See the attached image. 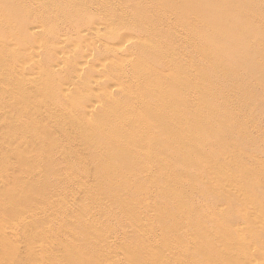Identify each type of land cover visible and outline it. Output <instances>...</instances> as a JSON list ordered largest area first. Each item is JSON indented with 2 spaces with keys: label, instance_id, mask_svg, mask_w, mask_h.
Listing matches in <instances>:
<instances>
[{
  "label": "bare ground",
  "instance_id": "bare-ground-1",
  "mask_svg": "<svg viewBox=\"0 0 264 264\" xmlns=\"http://www.w3.org/2000/svg\"><path fill=\"white\" fill-rule=\"evenodd\" d=\"M64 30L75 35L63 41ZM173 42L179 46L171 47ZM192 45L195 50L190 49ZM7 82L26 94L34 109L41 106L39 93L55 103L46 104L49 120L30 135L40 141L14 145L1 159L0 177L8 173L12 179L9 169H17L21 180L15 182L21 190L16 192L8 178L11 188L5 195L0 193V264H24L27 253L19 252L18 241H28V247L31 242L42 243L36 235L37 221H25L23 213H41L50 204L42 207L45 199L53 198L59 185V193L72 196L62 185L73 178L83 179L77 188L89 195L86 207L106 201L124 220L96 230L89 218L73 216V202L58 199L72 214L69 241L54 240L49 247H37L30 264H57L50 247H56L61 258L70 254L65 259L73 264H264V245L259 244L264 232L257 243L254 240L255 229L264 225V219L254 221V211L243 210L244 226L229 224L230 196L221 211L216 208L217 213L210 211L207 217L218 232L213 239L200 227L206 214L200 202L194 204L196 216L189 220L182 205L175 210L156 203L133 205L128 196L131 191L154 190L153 198L162 197L168 180L180 181L179 167L193 175L191 167L211 154L204 150L206 144L217 151L208 157V171L199 180L202 194H209L212 187L206 175L219 174L223 181L229 172L230 163L219 166L218 152L221 160L228 161L231 149L253 146L251 134L239 128L236 111L264 112V0H0V120L4 122L14 117L2 98L7 95ZM201 85L205 88L200 89ZM224 85L237 94L236 109L226 107ZM12 95L19 93L11 90ZM185 111H193L195 120L188 119ZM27 121L31 117L22 114L14 131L22 133ZM51 121L64 134L65 145L48 142L52 131L42 129ZM254 128L262 131L261 123ZM3 136L2 143L9 134ZM41 147L50 150L41 153ZM64 147L70 148L68 153ZM153 147L156 151L150 154ZM52 152L71 154L74 159L59 162ZM255 154L256 160L264 157L259 148ZM31 167L38 168V183L23 180ZM255 173L264 177V165L253 167L250 182ZM229 181L236 190L237 177ZM18 196L31 199L20 206ZM248 201L253 203L254 197ZM149 211H156L155 224L163 233L169 237L174 229L176 238L142 243L143 216ZM162 218L173 228L166 227ZM184 229L194 233L187 256L177 254L173 245L181 240L179 231ZM92 236V251L86 252L83 245ZM11 251L14 254L6 257Z\"/></svg>",
  "mask_w": 264,
  "mask_h": 264
},
{
  "label": "rangeland",
  "instance_id": "rangeland-1",
  "mask_svg": "<svg viewBox=\"0 0 264 264\" xmlns=\"http://www.w3.org/2000/svg\"><path fill=\"white\" fill-rule=\"evenodd\" d=\"M32 6L33 5H31V10H32ZM36 6L37 5H35V7ZM26 13H28L27 1H26V8H25L24 14L26 15ZM78 14L76 13V15L80 16V13ZM124 30L128 32L129 29H124ZM131 31H133V33H138V30L135 31V29H130L129 32ZM63 32H64V38L62 39L63 41H67L69 38H72V36L75 35V33H72L75 31L64 30ZM138 35L140 36L142 34L138 33ZM172 44L173 45H171V47L172 46L175 47V45H177L176 46L177 48L179 46L178 42H173ZM190 49L195 50L196 49L195 45H192ZM131 52H133L132 49H131ZM177 54H178V51L175 50L174 56H176ZM170 56H172L171 53H170ZM180 58H183V57L181 56ZM184 59L191 61V59L188 57H185ZM110 77L113 78L115 76L111 75ZM205 86H207V84H205ZM225 86L226 85L223 86L224 88L223 96H225L223 101L224 103L226 102V107L228 109L230 110L236 109V106H237L236 101L238 99V96L237 94L230 92L231 89L229 88L225 89ZM202 88H205V87L201 85L200 89ZM6 90H7V95H3L2 98L4 101H6L9 104L8 106H10V112L12 113L14 117H11L10 120L8 119L9 122H4L5 120L3 121L0 120V136L4 133H7L9 134L8 137L10 138L9 139L7 137V139H5L6 141L3 142L4 143L3 144L1 141L3 138H5V136L0 137V163H1V159H4V157L7 156V153H9L11 150L14 149L15 147L14 145H18L21 142L22 143L26 141L29 142L31 139L30 135L36 131V128L40 130L39 127H44V125L49 120V118L47 117V111H46V108L49 107V105H46V104L54 105L55 103L54 100L51 101V99H47L45 96L39 93L40 95L38 96L37 99H38V102L41 104V106L34 109L33 106L29 105V102L26 99V94L20 93V91L19 92L15 91L18 89L11 87L9 82H7L6 84ZM11 90L13 94L19 93V95L18 96L12 95L9 97V92ZM120 91L124 92V88L122 87ZM22 99L24 102H22ZM85 107L89 108L88 105H86ZM151 109H155V108H151ZM187 112L188 111H185L184 114L186 113L185 115L188 117V119L195 120L194 118L195 113L193 111H189L190 114L189 112L188 113ZM21 113L24 115L26 114L27 116L31 117V122H29L30 121L29 120L26 123H23L22 133H16L14 131L15 124H17L16 123L17 120H19V117L22 115ZM17 115L18 117H16ZM236 117L239 123V128L243 127L251 134L250 138L253 140V146H250L248 150H242V151L237 150V149H231L229 151L230 153L228 155L229 156L228 161L221 160L220 153L218 152L219 156L216 159L218 160L219 166L221 164L227 166L230 163L229 172L223 181H220L221 175L219 174L206 175V176H210L207 182H208V185L212 187V190L209 194H202L203 185L200 184L199 180H201V178L204 179L205 176H202L201 174L208 171V165H207L208 157H210L212 154H215L217 151L213 147H211L209 144H206L204 146V150L206 151V153H211V154L209 155L207 154V156H204L206 158L204 159V161L202 160L200 163H198L196 168L191 167V169L193 170V175H190V173H192L191 170L188 169L187 171H185L183 167H179L181 169L177 171L176 175L177 177H179L180 181L168 180L167 187L162 193L163 194L162 197L157 199V196H156L153 198L154 194L156 193V191L154 190H149L147 194H141L140 191H131L132 193L128 194V196L133 198V205H136L137 203H140V202H144L145 203L144 206L147 207V206H151L152 204L156 203V205L158 204V206L161 208L167 209V207L169 208L173 207L174 210L178 206L182 205L186 209L185 214L187 215V219L193 220L196 216V210L194 208V204L198 205V202H200L206 213V214L203 213L204 215L203 217H205V220L204 219L202 220V221H205V223L202 222L200 227H202L201 229H204V234L212 239L218 236V232L215 228L212 227L210 223H208L207 217L211 215L210 211L216 214L217 213L216 208H219L220 211L222 210V203L227 199L226 196H230L229 199L231 203V207L228 209V212L226 214L227 218H229V224L238 223V224H241V226H244L243 220H244L245 214L243 210H249V211L253 210L254 211L253 213L254 221L255 219L257 220L258 218L264 219V205L260 206V202L263 201L264 191L262 189L264 188V177H262L258 173H255L253 174V180L251 182L249 181V178L252 177L253 167L264 165V157H262L260 160L259 159L256 160L254 158L257 155L255 154L256 148H259L264 151V112H260L259 109H251V108L241 109L240 108L239 110L236 111ZM42 120L45 121V123ZM168 120L174 121L175 119L169 117ZM53 122L54 121L49 122V124L47 125L48 127H45L44 129L41 128V129L46 130L49 133L50 131H52L50 140H48L49 143H54L55 141H57V143H59L60 145H65L66 141L64 138V134L57 130L56 124L55 122L54 123ZM258 122L261 123L262 131H256L254 128V124ZM250 129H253V131L251 132ZM235 133L237 135H242V131L235 130ZM31 140L36 141V142L40 141V140H36L34 137ZM121 142H123L124 145H126V142L123 141V139H121ZM43 149L50 150V147H46V148L41 147L40 149L41 153L45 152ZM69 149L70 148L64 147V151L66 153L69 152ZM32 150H35V149H32ZM154 151L156 150L153 147V149H151L148 152L150 154H154ZM27 152L28 151H24V153L26 154ZM31 154H33V152ZM52 155H54L53 157L56 158L57 160L59 158L58 160L59 162H64V163H71L72 160L74 159V157L70 156L71 154H57L56 155V154H53L52 152ZM167 155L173 156L175 154L172 155L170 153ZM30 163H33V162L30 161ZM184 163L186 164V162ZM13 168L15 167L13 166ZM239 170H242L243 172L239 174L238 173ZM0 171H1V167H0ZM9 171L13 174L12 179L10 178L11 176H8V173H6L5 175L3 174L2 178L0 177L1 195H5L6 190L11 188V184L7 182L8 178H10L11 179V180L9 179L10 182L14 184V188L16 192L21 190V188H19V186L15 182V180L16 179L18 180L19 177L21 180V174L18 173L17 169H12V171L11 169H9ZM37 172H38V168L31 167L28 170L26 176L23 178V180L31 184H35L36 182L38 183L39 180L36 176ZM200 175L202 177H200ZM232 177H237V180H238L237 187H235L236 190H233V187L231 186V183L229 181ZM82 180L73 178L72 180H67L63 183L62 186L64 187L67 186L72 196H69L65 191H62L59 193V190L61 187L59 185L57 187L55 194L53 195V198L49 196L45 199L44 203L42 204V207H45L47 202H50V204L47 205L45 209H42L41 213H34L33 210L23 213V215L25 216V221H30V220L37 221L38 224H37V229H36V235L39 239L42 240V243H35L34 245L31 242L29 247H28V241H18L19 242V249H18L19 252L27 253V255L23 257L22 259V262L24 264H30V261L33 259L34 255L37 254L35 252V249L37 247L48 246V244L54 240H57V242H60V241L68 242L69 241V239L67 238V234L68 232L72 231L71 229L72 225L70 222L72 221V214H71L69 207L67 206L65 202L63 204L56 202V200L58 199H66L70 202H73L75 206V211L73 213V216H76L77 219H79L81 216L83 219L89 218L90 220H92V225L96 230H100L104 225H107L108 223L115 224L117 222H121L124 220L123 216L113 213L112 209L115 206L106 201H103L99 206H96L93 208L86 207L84 205V202L88 198L89 195L86 191L85 193H83V190L77 188L78 186L82 184ZM126 189H129V188H126ZM125 191L126 190L121 189V193ZM225 193L227 194L222 198V195ZM60 195H61V198H60ZM216 196H219L220 199H218ZM249 196L254 197L253 203H250L248 201ZM33 197H34V194H33ZM29 199H31V196H26L25 198L18 196L19 205L20 206L23 205L25 202H28L27 200ZM155 215H156V211L155 212L149 211V214H146V216H143L144 217V227H143L144 230L142 232H143L144 239L142 243L151 244L156 241L161 242V239L176 238V233L174 229L172 230L171 232L172 234L169 237H167L163 233V230H161V228L155 224V219H154ZM213 218L216 219L215 216H213ZM166 221H169V220L167 218H162V222L163 224H165L166 227L173 228L167 225ZM257 226L258 227H256L255 229L256 234L254 236L255 243L258 242V240L260 239V236L264 232V225L262 227L260 225H257ZM126 229L130 230L129 227H127ZM124 231L117 230L115 232L121 233ZM179 233H180V236L182 237L180 241L173 242V245L176 248H178L174 251L177 254L183 255L184 253V255L187 256V253L190 250H187V251L185 250L190 246V243L193 240V236H194L193 230L184 229L183 231H179ZM71 238L75 239L76 236L72 235ZM93 238L94 236L91 237V240L88 243V245L87 243L83 245L87 249L86 252L92 251L91 247H92ZM110 240H112V238H110ZM77 243L78 241L76 242V245ZM259 244L264 245V241L260 239ZM73 245H75V243L71 242V246ZM258 247L259 245H256L255 248H258ZM50 248H51L50 254L51 256L54 257L57 264H73V261L69 262L65 259V257L68 258L70 254L61 258L58 256L56 247H50ZM71 251L74 252V250H71ZM165 252L168 253L167 250H165ZM13 254H14V251H11L6 254V257H11ZM257 255H258V251H257Z\"/></svg>",
  "mask_w": 264,
  "mask_h": 264
}]
</instances>
